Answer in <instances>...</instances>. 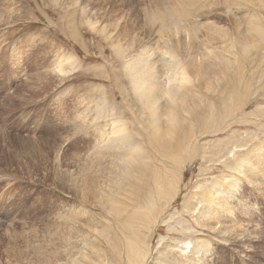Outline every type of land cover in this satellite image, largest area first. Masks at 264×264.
Returning <instances> with one entry per match:
<instances>
[{"label": "rangeland", "instance_id": "374dc122", "mask_svg": "<svg viewBox=\"0 0 264 264\" xmlns=\"http://www.w3.org/2000/svg\"><path fill=\"white\" fill-rule=\"evenodd\" d=\"M195 1L0 0V264H17L20 256L39 264L32 238L18 231L41 236L61 206L80 201L58 179L57 150L66 165L115 135L116 127L124 148L102 154L137 159L163 181L155 229L141 227L145 240L133 264H193L191 243L182 250L192 238L209 244L213 264H264V185L236 171L264 150V0ZM168 4L185 14L177 20L174 12L164 28L153 13ZM246 30L254 33L247 44ZM170 36L224 56V66L213 69L217 57L202 58L195 63L202 75L189 67L174 76ZM142 52L148 57L139 61ZM171 109L182 126L166 124L163 114ZM232 176L254 210L243 215L232 205L243 225L235 232L253 237L248 246L197 223L200 201ZM88 206L107 214L102 223L123 238L112 214ZM124 252L119 264H131ZM113 260L109 255L107 263L118 264Z\"/></svg>", "mask_w": 264, "mask_h": 264}, {"label": "bare ground", "instance_id": "6f19581e", "mask_svg": "<svg viewBox=\"0 0 264 264\" xmlns=\"http://www.w3.org/2000/svg\"><path fill=\"white\" fill-rule=\"evenodd\" d=\"M162 1L163 3L161 4H164L165 0ZM195 8H197V6ZM150 12H152V9ZM174 12H177L179 15V19L177 20H180L185 14L184 11H180L174 5L168 4L166 7L164 5H161L160 7L159 5L157 9H155L153 16L155 19L160 20L164 28H168V24L174 20ZM163 23H165L166 26ZM210 30L212 31V29ZM245 32L246 35L244 39L247 44L249 39L248 36L252 34L254 36V33L251 30H246ZM166 43L171 49V58H169L170 61H167H169V69H171L174 76L184 73L189 67L191 68L188 70H192L195 75H202L204 73L203 68H200L201 66H198L195 63L201 64L200 62L205 58L207 59L211 57L212 60H216L215 58L217 57V64L214 63L213 69H216L219 66H224V56L218 57L212 56V54L209 56L203 46L194 47L191 44L189 45L185 40L181 41L179 38L174 40L173 36L168 39ZM216 44L220 45L218 43ZM187 49H195L196 51L187 52ZM147 50L148 49L145 51ZM147 52H142V55L140 54L138 56L139 61L144 60L145 56L148 57V55H146ZM215 65H217V67ZM211 66L213 67V65ZM188 77L190 76L188 75ZM141 86L142 88L145 87L146 82H142ZM169 90H167V92H169ZM146 92L147 94H152L155 92V88H152L149 85V87H146ZM165 111L166 112L163 115L167 117L166 124L168 126L174 122H178L181 126L183 125L182 118L181 120H178L176 112H174L173 109ZM150 114L153 120L159 118V112L156 114V111L153 109L150 110ZM113 124L116 125L114 122ZM153 131H155V126H153ZM122 132L123 130L121 128L116 127L114 130L115 135L107 138L105 142L103 141V144H96L95 147L93 146L94 149L91 152L78 156L73 155L67 158L65 160L67 162L66 165H62V151L59 149L57 150L58 154L55 160V169L58 172V179L64 181L67 188L72 191L80 201L65 203V205L61 206L48 222V231L41 236H35L27 231H18L25 238H32L36 247H34V251H38L40 256L39 264H109L107 263L109 261V255L114 257V259H117L116 261L113 260L115 261L114 263L119 264L122 260L123 251H125L126 258L131 264L137 263L140 257V252L137 246L145 240L141 232V227L144 228V226H147L149 229H155L157 219L160 215L159 213L162 209V207L156 203L155 198L159 193L160 187L163 186V181L161 178H157L156 175L149 170L148 165L145 167L137 159L118 157L119 154L116 156L112 155L114 157L109 158V156H111L110 152V155L108 156L102 154V152L108 151L109 148L112 147L124 148L123 145H125V142H119L124 137V133ZM178 148H180V146H178ZM254 153L255 155L252 158L253 162L246 159L242 160L240 166H237L236 171L241 170L244 172V176L248 181L264 185V150L256 149ZM107 159L110 161H106ZM132 164L133 166L130 168ZM108 165L111 167H108ZM117 166L119 167V170H121L120 174L118 173ZM110 168L111 170L115 168L117 174H112ZM228 179H225V188L224 185H219L216 189L210 192V195L205 196L201 201L199 200L202 202L203 208L198 210V206H196V210L200 211L199 215H202L201 217L199 216L200 221L198 220L199 222L197 221V223H200L204 228L216 231L221 235L234 236L236 239L240 240L241 244L248 246L251 244L253 237L250 236L246 239L243 236L239 237L240 234L235 232L236 227L243 228V225L237 223L240 219L235 216L232 205H239L243 211H246L243 215H246L249 211L254 212V210L251 208V203L248 204L244 201L247 198L246 196L241 199L240 192L243 191H241L238 188V184H236L237 178L234 179V176H232L233 180L228 181ZM223 194L224 196H222ZM88 205L100 207L106 213L108 212L109 214H112L115 219L114 221H116L122 230L121 232H124L123 238L118 234H111V232H114L112 231L114 226L102 223V218L107 219L108 222L109 219L107 218V214L93 213L92 208ZM246 217L248 218V216ZM207 222H212L213 224L209 225ZM150 224L153 226L152 228ZM186 243H191L192 247L190 252L193 264H213L215 253L210 251L209 244L201 239L195 240L192 238L189 239V241L183 242V251H186V248H188L185 246ZM17 264H25L24 259L21 256Z\"/></svg>", "mask_w": 264, "mask_h": 264}]
</instances>
